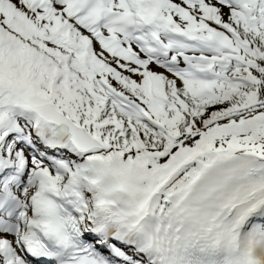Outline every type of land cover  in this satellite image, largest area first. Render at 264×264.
<instances>
[{
	"label": "snow or ice",
	"instance_id": "snow-or-ice-1",
	"mask_svg": "<svg viewBox=\"0 0 264 264\" xmlns=\"http://www.w3.org/2000/svg\"><path fill=\"white\" fill-rule=\"evenodd\" d=\"M0 264H264V0H0Z\"/></svg>",
	"mask_w": 264,
	"mask_h": 264
}]
</instances>
